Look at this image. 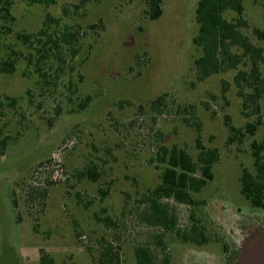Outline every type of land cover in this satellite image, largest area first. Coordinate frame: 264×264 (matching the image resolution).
<instances>
[{"label": "rangeland", "instance_id": "obj_1", "mask_svg": "<svg viewBox=\"0 0 264 264\" xmlns=\"http://www.w3.org/2000/svg\"><path fill=\"white\" fill-rule=\"evenodd\" d=\"M79 1L16 0L15 20L0 18V62H15L0 73V264H39L40 250L56 264H98L105 243L122 264H137L135 246L154 264H264V208L250 207L239 181L253 172L250 142L264 138V95L248 137L256 116L242 108L237 71L196 79L199 0H163L155 21L143 0ZM263 16L264 0H243L240 31L264 55L252 34ZM196 139L219 153L212 180L193 205L161 201L175 231L148 226L141 198L159 184L157 148L177 145L195 160Z\"/></svg>", "mask_w": 264, "mask_h": 264}, {"label": "trees", "instance_id": "obj_2", "mask_svg": "<svg viewBox=\"0 0 264 264\" xmlns=\"http://www.w3.org/2000/svg\"><path fill=\"white\" fill-rule=\"evenodd\" d=\"M16 0H0V18L13 22L11 8ZM31 4L49 6L54 0H27ZM92 0H80L79 5ZM146 13L151 21L159 19L162 15L161 4L163 0H143ZM226 12L236 15L234 21L225 18ZM243 14V0H199L196 4L194 18L197 26L196 35L192 44L199 55L193 60L196 79L202 81L212 75L225 73L230 70L237 71L233 82L242 99V108L250 109L256 116L253 120L246 121L243 131L248 137L254 136L261 124L259 101L264 95V77L261 76L260 67L264 66V55L261 47L254 45L247 36L240 31L246 23L241 19ZM264 18V16H263ZM43 30H39L41 35ZM253 36L264 42V31L253 29ZM64 33L59 38L63 43L71 42ZM28 40L29 37H24ZM247 61V62H245ZM14 60L6 59L0 62V73L14 72ZM246 66L242 70L239 66ZM163 99L157 98L152 107H157ZM234 128L230 130L234 132ZM239 132V130H236ZM243 136V134L241 133ZM7 137L0 139V155L7 145ZM197 154L195 160L177 145L157 148L153 161L159 169V184L148 191L141 198V203L146 205L140 218L148 226L161 227L175 231L176 217L169 207L161 201L173 200L184 205H193V195L213 178L212 168L218 161L219 153L215 148H205L196 139ZM253 165V172L245 169L240 174V193L253 208H264V138L260 142L252 140L249 144ZM82 176V174H81ZM83 176L95 181L98 177L93 170L87 169ZM105 225H112L108 219ZM179 235V234H178ZM185 235L182 239L185 240ZM194 242L198 243L196 240ZM227 252V248H224ZM137 264H154L149 250L141 246L133 248ZM39 264H56L51 257L40 250ZM98 264H122L118 252L109 244L102 245L98 256ZM160 264H171L168 256H164Z\"/></svg>", "mask_w": 264, "mask_h": 264}]
</instances>
